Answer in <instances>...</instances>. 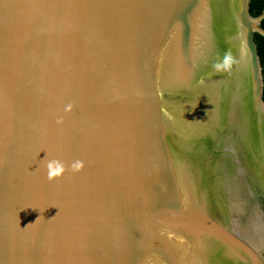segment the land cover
<instances>
[{
	"label": "water",
	"instance_id": "95a60500",
	"mask_svg": "<svg viewBox=\"0 0 264 264\" xmlns=\"http://www.w3.org/2000/svg\"><path fill=\"white\" fill-rule=\"evenodd\" d=\"M250 2L0 0V264H264Z\"/></svg>",
	"mask_w": 264,
	"mask_h": 264
},
{
	"label": "clouds",
	"instance_id": "9594fccd",
	"mask_svg": "<svg viewBox=\"0 0 264 264\" xmlns=\"http://www.w3.org/2000/svg\"><path fill=\"white\" fill-rule=\"evenodd\" d=\"M233 59L230 54H225V57L222 61V63H217L214 67L217 70H230ZM68 111L71 110V106H68ZM62 119L58 120V123H62ZM46 160V172H47V178L49 181H55L57 179L62 178L69 170H71L73 173H78L83 171L85 168V162L83 160H75L71 164H66L64 161L60 159H47ZM54 218V217H53ZM39 219V218H38Z\"/></svg>",
	"mask_w": 264,
	"mask_h": 264
},
{
	"label": "trees",
	"instance_id": "16d2710c",
	"mask_svg": "<svg viewBox=\"0 0 264 264\" xmlns=\"http://www.w3.org/2000/svg\"><path fill=\"white\" fill-rule=\"evenodd\" d=\"M264 9V0H251L250 2V12L252 14H259ZM262 26L264 27V19L262 21ZM255 39L258 44V53L260 55L261 64L263 66V74H264V38L256 34ZM264 99V93H263Z\"/></svg>",
	"mask_w": 264,
	"mask_h": 264
}]
</instances>
